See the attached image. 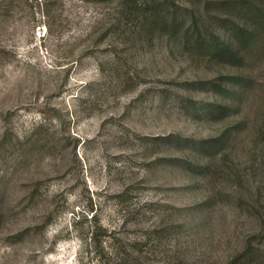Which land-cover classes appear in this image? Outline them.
<instances>
[{
  "label": "rangeland",
  "instance_id": "rangeland-1",
  "mask_svg": "<svg viewBox=\"0 0 264 264\" xmlns=\"http://www.w3.org/2000/svg\"><path fill=\"white\" fill-rule=\"evenodd\" d=\"M135 29L113 1L0 0V264H228L258 248L264 63L231 116L195 117L189 101H223L198 84L230 72ZM222 137L219 155L192 148Z\"/></svg>",
  "mask_w": 264,
  "mask_h": 264
},
{
  "label": "trees",
  "instance_id": "trees-1",
  "mask_svg": "<svg viewBox=\"0 0 264 264\" xmlns=\"http://www.w3.org/2000/svg\"><path fill=\"white\" fill-rule=\"evenodd\" d=\"M97 1L117 2L121 17L136 22L134 33L137 39L143 42L167 39L168 45L189 58L195 53L230 72V75H219L198 85L200 90L214 92L220 100L233 104L229 107L223 101L210 105L189 101L188 108L195 117L225 120L253 89L256 83L254 72L264 63V0ZM228 142V137H222L215 142L216 145L197 144L192 148L197 155L203 152L215 156L226 148ZM186 170L191 175L199 171L198 174L205 178L210 174L208 165L190 164ZM2 212L0 210V218ZM199 212L195 211L192 217ZM201 222L195 223L192 229H199ZM256 241L257 249L248 243L228 264H264V228ZM142 262L141 258L130 255L127 264H144Z\"/></svg>",
  "mask_w": 264,
  "mask_h": 264
}]
</instances>
